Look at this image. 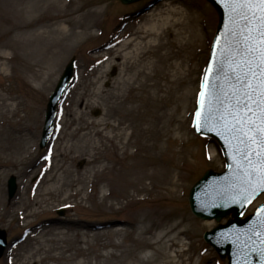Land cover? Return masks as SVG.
<instances>
[{
  "label": "rangeland",
  "instance_id": "rangeland-1",
  "mask_svg": "<svg viewBox=\"0 0 264 264\" xmlns=\"http://www.w3.org/2000/svg\"><path fill=\"white\" fill-rule=\"evenodd\" d=\"M11 1V20L19 1L40 11L48 2L54 15H68L55 28L65 23L72 37L80 30L74 20L86 15L89 29L86 37L71 39L54 67H44L34 45L42 24L23 34L22 44L14 32L5 48L7 26L0 25V51L13 59L0 72V104L8 108L0 121V198L8 212L0 220L8 245L0 264H228L203 236L232 216L203 221L189 206L190 190L204 173L225 167L217 143L193 130L218 24L213 6L206 0ZM69 3L70 12H64ZM36 15L26 12L25 19ZM136 32L141 38L121 48ZM161 44L163 53L182 49L170 62H180L181 55L183 70H147L153 77L146 91L143 77L120 84L127 79L126 53H135L132 61L146 60ZM72 59L73 85L58 108L49 145L41 147L49 97ZM20 121L24 130L14 137L16 147L3 148ZM139 165L146 173L163 172L160 188L152 176L137 184L131 171L140 172ZM13 176L17 191L11 198ZM262 203L264 194L246 215Z\"/></svg>",
  "mask_w": 264,
  "mask_h": 264
},
{
  "label": "snow or ice",
  "instance_id": "snow-or-ice-1",
  "mask_svg": "<svg viewBox=\"0 0 264 264\" xmlns=\"http://www.w3.org/2000/svg\"><path fill=\"white\" fill-rule=\"evenodd\" d=\"M223 3L231 15L222 33L223 43L213 69L215 79L208 85L205 111L202 115L198 110L196 116L202 117V128L212 130L211 125L218 126L217 135L232 147L235 169L227 183L236 185V194L246 200L264 192V0ZM220 39L218 36L217 42ZM219 81L226 83L230 92H224ZM204 87L202 82L201 89ZM200 95L205 96L204 91ZM261 211L260 219L249 231L256 224L264 228V209Z\"/></svg>",
  "mask_w": 264,
  "mask_h": 264
},
{
  "label": "water",
  "instance_id": "water-1",
  "mask_svg": "<svg viewBox=\"0 0 264 264\" xmlns=\"http://www.w3.org/2000/svg\"><path fill=\"white\" fill-rule=\"evenodd\" d=\"M123 4H132L139 0H120ZM216 9L219 16V24L217 27L216 37L212 47V52L204 75L203 83L205 85V96L199 98L197 111L202 115L205 111V100L209 91V83L215 79L213 69L216 67L217 59L219 58V51L223 43V35L226 31V22L231 15L228 12L223 0H207ZM239 24V18H237ZM220 41L217 42V37ZM215 45V53H214ZM74 68V60L66 67V70L61 77L57 88L50 98L46 112V123L43 132L42 147L46 145L53 132L54 118L56 116V108L60 102L64 91L69 87L72 81V74ZM223 86L224 92H230L228 85L223 81H219ZM221 99H224L221 94ZM218 116V114H217ZM203 121L202 117L195 115V130L200 135H210L215 138L221 145L226 157V169L221 173L213 170L207 171L204 176L193 186L190 192L189 203L192 213L202 220H216L220 222L230 215L233 219H228L226 224H219L212 231L206 232L204 239L220 254L222 258H228L229 264H264V228L258 224L255 225L253 231H249L250 226L257 222L261 215L264 205L259 207L255 214L246 219H242V214L247 207L257 198L256 196H249L244 200L236 194L238 187L236 185H229L227 179L232 178V172L235 169V155L232 147L220 135H217L216 128L218 126L211 125L209 127H201ZM234 143V142H233ZM232 165V168H229ZM17 191L16 178L12 177L9 181V195L14 197ZM0 257L6 248L5 232L0 230Z\"/></svg>",
  "mask_w": 264,
  "mask_h": 264
},
{
  "label": "bare ground",
  "instance_id": "bare-ground-1",
  "mask_svg": "<svg viewBox=\"0 0 264 264\" xmlns=\"http://www.w3.org/2000/svg\"><path fill=\"white\" fill-rule=\"evenodd\" d=\"M11 0H0V3H3V7H0V25H5L7 26L4 30V34L3 36L5 37V41L3 42L4 45L3 47L5 48V46H7L9 40L12 38V34L14 32H18L19 33V43L22 44V35L23 34H27L28 32H32L30 31L33 28H36L38 24H42L41 28H40V32H38V35L36 37L37 42L34 44L35 46H37V55L40 58V62L42 64V66H52L54 67L56 64V60L59 56L60 53H64L63 50H65L66 46L68 45V43L71 41V39H80V38H84L87 36V30L89 29L88 23H86L83 18L86 17V15H81L80 17H78V19H75V27L80 29L78 32H73L72 37L69 36L68 30H67V26L64 25L65 23L61 24L60 27L55 28V23L56 21H59L61 19V17H65L68 15H60V16H56L54 15V13L52 12V4H49L48 2L45 3L44 6L45 7L43 11H40L38 8L36 9V6L31 7L30 9L28 7H21L20 5V1H19V5L18 7H13V10L16 11L13 12L12 16L15 15L16 21L15 20H11L12 18L9 17V14L7 12V10L9 9V7L12 5V1ZM70 6L71 3L67 4V6H63L65 9L64 12H70ZM62 9V10H63ZM83 9V8H82ZM78 11H81V9H78ZM28 12V14H32V13H36L37 15L35 16V18L32 19V21H27L25 19V13ZM72 15V14H71ZM24 16V17H23ZM46 18V19H43ZM42 22H39L40 20H42ZM12 21V23L10 24L9 22ZM66 23H69L68 20H65ZM36 25V26H35ZM158 25L156 26L155 29H159ZM152 29V28H151ZM160 30V29H159ZM34 31V30H33ZM56 35H59L60 37L58 38ZM39 36V37H38ZM52 36H55L54 38ZM193 43H197L198 38H199V33L197 31H195V33L193 32ZM131 39L128 41H125L124 43L121 44V48L123 47H129L131 46L132 42L137 40L138 38H141V36H138V32L134 33L132 35V37H130ZM57 39V40H54ZM142 45V42L138 43V47ZM147 45V44H145ZM189 45V44H188ZM142 47V46H141ZM141 47L137 48V50H139ZM183 47V46H182ZM144 49H147L148 46H144ZM172 47H170L171 49ZM155 50L152 52H148V55H150L146 60L140 59V60H134L132 61L131 58L135 57V53H126V60L124 62H122V66H123V78L127 77V79H123L120 84H122L123 86H125L126 84H128L129 82H137L138 79L140 78H144V83H142L144 90L146 91V87H149V83L152 81V77L150 74H147L146 71L147 70H154V72H156L157 74L160 73V70L165 68H175V70L177 68H179L180 70H183V60L181 61V59L183 58L181 55L179 56L180 58V62H170L174 57L177 58L176 56H178V54L182 51V49L177 48V52H170V49H167L165 53H163V50L165 49V47L161 44L159 45L157 48H154ZM136 50V51H137ZM116 53V52H114ZM113 53V54H114ZM117 55V54H116ZM115 57V56H114ZM113 57V58H114ZM11 60H13L12 58L7 57L6 53H3L0 51V72L2 73H6L9 70V67L7 66L8 63L11 62ZM132 61L131 63H129V61ZM60 61V60H59ZM60 65V64H58ZM136 71L135 74H133V72ZM162 73V72H161ZM160 73V74H161ZM179 74V72H178ZM134 76V77H133ZM33 79L35 78H39L38 74H33ZM177 84H182L179 80H177ZM154 87L157 88L156 84L155 85H151L150 84V88ZM133 88V87H132ZM178 91V89H177ZM0 98H2V94L0 93ZM7 99L3 97V101L5 102ZM124 105V104H123ZM122 105V106H123ZM7 105L0 104V121L1 118H3L5 116V113H7ZM4 110H6L4 112ZM22 121L17 122L16 123V127L15 129L12 131L13 133H8L7 138L4 139L3 143H2V147L3 148H13L14 146L16 147V141L13 142V140H19V139H14V137H16L17 135H21V133L23 132V126H22ZM1 124V123H0ZM5 130H0V137L3 136L2 133H4ZM2 142V141H1ZM15 143V144H14ZM139 169L140 172H138L137 169L132 170L131 172H133V176L137 182L138 185H140L143 181H145L146 179H148L150 176L153 177L154 181L157 182V187L160 188L161 184L164 182V180L162 179V176L164 175L162 171L158 172L156 170H154L153 172H147V169L144 168V166H140L139 165ZM155 173V174H153ZM137 185V186H138ZM22 205V203H21ZM7 210L6 207L2 201V198H0V220L5 218L6 214H7ZM160 226H164L163 224H160Z\"/></svg>",
  "mask_w": 264,
  "mask_h": 264
}]
</instances>
